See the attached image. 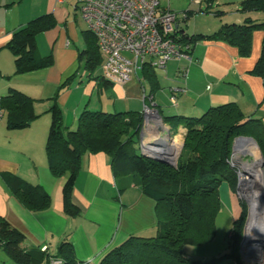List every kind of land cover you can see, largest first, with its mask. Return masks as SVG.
Here are the masks:
<instances>
[{"label":"crops","instance_id":"obj_1","mask_svg":"<svg viewBox=\"0 0 264 264\" xmlns=\"http://www.w3.org/2000/svg\"><path fill=\"white\" fill-rule=\"evenodd\" d=\"M74 2L0 0V96L9 88L18 89L35 99L34 112L38 114L27 127L10 130L6 128L3 112L0 118V172H10L38 184L50 196V205L45 210H27L9 193L0 178V215L23 232V246L44 247L47 252L54 253L58 244L67 240L77 260L97 264L108 250L128 236L155 234L154 201L128 177L114 176L105 153H85L71 192L79 214L63 213L61 188L65 176L57 178L50 173L44 152L50 122L46 110L60 83L74 74L56 97L62 123L70 128L75 127L77 116L84 107L107 112H141L143 92L152 98L162 120L172 114L196 116L211 105L233 101L245 115L259 117L264 127V78L250 72L260 54L263 32L260 29L252 31L250 52L246 56L239 55L235 46L222 40L196 41L189 49L190 61L172 59L167 61L164 69L153 68L159 85L153 91L141 67L125 85H103L88 76L78 59V52L86 46V26L74 8ZM42 13H52L56 24L36 35V49L40 55L50 53L53 63L46 68L15 74L13 56L4 45L16 27ZM252 16L264 17L260 13ZM220 23L194 26L191 30L181 27L187 34H207ZM96 73L100 74V70ZM93 87L100 93L94 101L91 100ZM102 93L105 95L101 96ZM172 94L175 103L169 99ZM164 124L175 144L181 146L185 132L182 124ZM219 201L224 202L233 220L240 210L239 199L225 182L219 186ZM226 234L227 238L228 232ZM184 248L183 253L188 258L199 257L190 256ZM251 250H256L255 246L244 252L253 253ZM5 256L2 255L4 264ZM244 262L254 263L240 257L239 264H246ZM216 264L237 263L232 258H222Z\"/></svg>","mask_w":264,"mask_h":264},{"label":"trees","instance_id":"obj_2","mask_svg":"<svg viewBox=\"0 0 264 264\" xmlns=\"http://www.w3.org/2000/svg\"><path fill=\"white\" fill-rule=\"evenodd\" d=\"M239 11L245 13L242 20L221 22L210 33L187 34L181 27L178 41L192 45L200 39L222 40L237 48L238 54L250 52L252 31L263 32L260 54L251 73L264 78V0H241ZM200 10V9H199ZM220 15V11H214ZM188 19V14L184 21ZM56 20L52 13H42L16 27L4 45L13 56L14 73L21 74L52 65L49 53L37 52V34L53 28ZM86 46L78 52L89 77L107 85L96 68L101 56L95 37L85 31ZM153 91L159 87L154 69L148 64L140 66ZM74 74L66 77L58 86L51 104L46 110L50 122L44 143L46 162L54 177L65 176L61 188L64 214H79L72 202L71 192L85 153L103 152L109 157L114 176H125L140 191L154 201L156 232L151 236L130 235L108 250L97 264H216L222 258H232L239 264V244L246 219V204L239 200L240 210L232 220L227 236V251L208 259H190L183 253L185 245H204L215 235V217L219 208V186L225 182L235 192L237 177L235 168L228 162L236 137H251L264 160V127L259 117L245 115L233 101L211 105L201 114L164 116V122L182 124L185 128L175 165L158 162L139 150L142 115L138 110L107 112L83 108L75 127L62 123V112L56 102L58 91L66 86ZM111 84V83H110ZM35 99L26 93L9 88L0 96L7 129L27 127L38 116L34 112ZM0 178L9 193L27 210L36 212L50 205L49 194L38 184H32L16 174L0 172ZM24 234L0 215V250L11 263L48 264L50 258L59 264H88L75 258L69 241H61L54 253L38 247H25ZM264 264V252L262 262Z\"/></svg>","mask_w":264,"mask_h":264},{"label":"built area","instance_id":"obj_3","mask_svg":"<svg viewBox=\"0 0 264 264\" xmlns=\"http://www.w3.org/2000/svg\"><path fill=\"white\" fill-rule=\"evenodd\" d=\"M74 8L84 22L86 30L95 37L101 56L100 75L111 84H127L143 63H148L155 69H164L169 60L178 58L191 60L189 45L177 39L178 30L186 14L171 11L167 6L160 5L159 0H75ZM169 99L172 103L176 101L174 94L170 95ZM2 115L0 105V118ZM141 115L138 143L140 152L171 151L170 157L176 161L180 146L176 145L170 136L152 98L144 92ZM158 127L160 130L156 132L155 129ZM239 139L237 137L234 139L228 159L236 172V195L239 194L238 185L241 189L242 167L237 169L233 158H237L234 146ZM242 251L241 238L240 254ZM257 258L258 256L255 259ZM59 262V259L50 258L48 264Z\"/></svg>","mask_w":264,"mask_h":264},{"label":"rangeland","instance_id":"obj_4","mask_svg":"<svg viewBox=\"0 0 264 264\" xmlns=\"http://www.w3.org/2000/svg\"><path fill=\"white\" fill-rule=\"evenodd\" d=\"M241 0H159L160 5L167 6L171 11L176 12L177 14H188V19L183 21L182 27L189 28L191 30L194 26L199 25H210L214 22H232L238 18H241L245 13L239 11ZM200 9V10H199ZM214 11H220V15H214ZM263 16V15H262ZM191 28V29H190ZM100 67L96 68V71H99ZM84 81V80H83ZM92 83V82H91ZM90 84V82H89ZM96 87V86H94ZM92 89L91 100L94 101L100 93L97 92V88ZM105 95L104 93L101 96ZM255 143V142H254ZM256 151L259 156V149L255 143ZM233 163L235 167L241 169V163H248V165L253 160V156L247 152L237 153V158H233ZM261 169L264 171V168L261 166ZM242 170L244 168L242 167ZM244 174V173H242ZM238 199L243 201L246 204L248 209L249 203L248 200L244 197L242 190L237 186ZM250 209V208H249ZM238 212V209H237ZM247 212V211H246ZM232 222V215L230 214L228 208L225 206L224 202L219 204V208L215 217V235L211 242H208L204 245H185V253L191 254L190 256H199V257H190V259H208L213 256H217L224 251H227V238L226 233ZM246 231V229H245ZM248 246V245H246ZM254 246L245 247L242 246V254L239 252L241 259L245 261H251L255 263V258L259 256V253L244 252V250L252 248ZM1 251V250H0ZM3 251L0 252V264L2 263V255L5 256ZM6 257V263H11V261ZM248 264V262H244ZM250 263V264H254Z\"/></svg>","mask_w":264,"mask_h":264},{"label":"bare ground","instance_id":"obj_5","mask_svg":"<svg viewBox=\"0 0 264 264\" xmlns=\"http://www.w3.org/2000/svg\"><path fill=\"white\" fill-rule=\"evenodd\" d=\"M234 150L236 153L247 152L253 156L249 165L241 163L244 170L240 174V187L250 207L245 233L255 236L256 232L264 233V171L261 169L260 156L253 140L240 138L235 142ZM249 246L255 245H245ZM255 248L256 250L251 251L258 254L259 249L257 246Z\"/></svg>","mask_w":264,"mask_h":264},{"label":"water","instance_id":"obj_6","mask_svg":"<svg viewBox=\"0 0 264 264\" xmlns=\"http://www.w3.org/2000/svg\"><path fill=\"white\" fill-rule=\"evenodd\" d=\"M160 128H156L155 131H159ZM237 138H248L253 140L251 137H247V136H239ZM254 142V140H253ZM260 153V152H259ZM142 154L151 157L152 159L161 162V163H165L168 164L170 166H174L175 165V160H173L170 155H171V151H160V152H151V153H147V152H142ZM260 165L264 168V160L260 154ZM247 209V207H246ZM248 217H249V207L247 209L246 212V219L244 222V226H243V237H242V246L244 245H255L258 247L259 249V256L257 259H255V263H260L262 262V258H263V252H264V233L262 232H256L255 236H251V235H246L244 229L245 226L247 224L248 221Z\"/></svg>","mask_w":264,"mask_h":264}]
</instances>
